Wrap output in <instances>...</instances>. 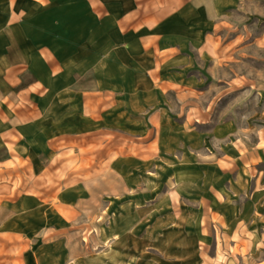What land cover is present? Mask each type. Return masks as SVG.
<instances>
[{
    "label": "rangeland",
    "instance_id": "rangeland-1",
    "mask_svg": "<svg viewBox=\"0 0 264 264\" xmlns=\"http://www.w3.org/2000/svg\"><path fill=\"white\" fill-rule=\"evenodd\" d=\"M138 2L60 9L43 95L10 72L42 114L0 130V264H264V0Z\"/></svg>",
    "mask_w": 264,
    "mask_h": 264
},
{
    "label": "crops",
    "instance_id": "crops-1",
    "mask_svg": "<svg viewBox=\"0 0 264 264\" xmlns=\"http://www.w3.org/2000/svg\"><path fill=\"white\" fill-rule=\"evenodd\" d=\"M80 4L90 12L92 23L82 19L72 26L87 29L86 35L91 30L100 34L107 29L115 35L122 33L120 21L139 7L138 0H0V130L13 129L16 139L20 138L24 125L41 116L42 109L37 103H30L24 106L26 108L22 106L25 104L12 103L11 95L21 87L12 82L10 72L15 66H23V77L30 76V82L39 88H31L25 82L22 89H29L31 96L46 93L50 87L49 83H44L45 79L73 62V53L59 47L62 41L58 13L60 9L78 13L84 10L77 7ZM47 15H51L49 22ZM72 41L73 38L64 43L70 45ZM74 51L82 50L76 48ZM46 53H50L56 62L48 60Z\"/></svg>",
    "mask_w": 264,
    "mask_h": 264
},
{
    "label": "trees",
    "instance_id": "trees-1",
    "mask_svg": "<svg viewBox=\"0 0 264 264\" xmlns=\"http://www.w3.org/2000/svg\"><path fill=\"white\" fill-rule=\"evenodd\" d=\"M58 137H75V138H77L78 136H77V135H68V134H66V135H62V136H58ZM50 144H51V146L53 147L52 143H50ZM72 175H73V174H72ZM61 185H64V182L61 183L59 186H61Z\"/></svg>",
    "mask_w": 264,
    "mask_h": 264
}]
</instances>
